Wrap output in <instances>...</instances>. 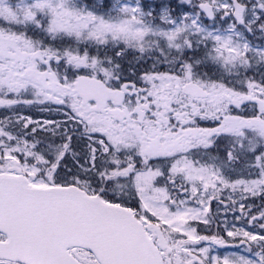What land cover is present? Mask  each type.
Returning a JSON list of instances; mask_svg holds the SVG:
<instances>
[{
    "label": "snow or ice",
    "instance_id": "snow-or-ice-1",
    "mask_svg": "<svg viewBox=\"0 0 264 264\" xmlns=\"http://www.w3.org/2000/svg\"><path fill=\"white\" fill-rule=\"evenodd\" d=\"M0 264H264V0H0Z\"/></svg>",
    "mask_w": 264,
    "mask_h": 264
}]
</instances>
